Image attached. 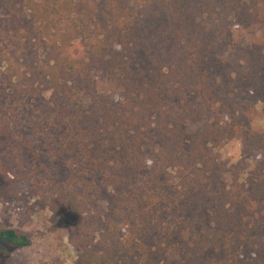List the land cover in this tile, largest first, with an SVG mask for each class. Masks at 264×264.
Instances as JSON below:
<instances>
[{
	"label": "trees",
	"instance_id": "16d2710c",
	"mask_svg": "<svg viewBox=\"0 0 264 264\" xmlns=\"http://www.w3.org/2000/svg\"><path fill=\"white\" fill-rule=\"evenodd\" d=\"M254 29L264 0H0V60L42 82L47 130L111 191L103 239L73 229L81 264H264V45L236 42Z\"/></svg>",
	"mask_w": 264,
	"mask_h": 264
},
{
	"label": "rangeland",
	"instance_id": "374dc122",
	"mask_svg": "<svg viewBox=\"0 0 264 264\" xmlns=\"http://www.w3.org/2000/svg\"><path fill=\"white\" fill-rule=\"evenodd\" d=\"M236 42L258 49L264 45V31L238 32ZM16 62L0 60V231L13 229L28 236L32 245H0V264H81L73 229L81 224L89 242L103 239L111 191L97 194L95 176L80 177L84 159L64 146L69 144L61 132L47 130L49 95L42 82L33 83V73ZM45 63V58H34L38 67ZM11 65L15 69L10 70ZM103 89L111 92L112 84L105 83ZM256 129H264V117L257 120ZM241 149L237 139L219 146L227 168L240 160ZM224 179L232 180L229 172ZM69 197L78 199V207H67Z\"/></svg>",
	"mask_w": 264,
	"mask_h": 264
}]
</instances>
